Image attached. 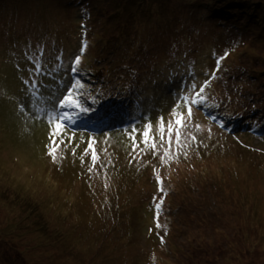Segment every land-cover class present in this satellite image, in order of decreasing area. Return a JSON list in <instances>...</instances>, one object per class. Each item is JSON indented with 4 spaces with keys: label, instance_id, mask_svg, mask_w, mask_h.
I'll return each mask as SVG.
<instances>
[{
    "label": "rangeland",
    "instance_id": "1",
    "mask_svg": "<svg viewBox=\"0 0 264 264\" xmlns=\"http://www.w3.org/2000/svg\"><path fill=\"white\" fill-rule=\"evenodd\" d=\"M258 1L0 0V264H264V84L250 70L264 69V42L248 69L231 40L259 29L233 15L240 3L256 19ZM195 45L192 66L163 65L169 49ZM152 61L156 81L140 88L154 101L125 127L149 113L158 147L142 143L145 129L128 132L130 163V137L93 127L110 128L119 103L143 111L139 91L117 98ZM205 81L206 103L177 128L178 96ZM61 112L70 119L49 120ZM169 121L180 147L168 145Z\"/></svg>",
    "mask_w": 264,
    "mask_h": 264
},
{
    "label": "snow or ice",
    "instance_id": "2",
    "mask_svg": "<svg viewBox=\"0 0 264 264\" xmlns=\"http://www.w3.org/2000/svg\"><path fill=\"white\" fill-rule=\"evenodd\" d=\"M76 63H79V56L76 57ZM74 70V69H73ZM212 77H209V79H211ZM208 81H205L199 88V91L196 90V84L193 82L192 84L189 85V89L191 92V95H183V96H178V100H181L183 102L186 103L187 108V115L184 117L183 121L179 118L180 117V113L179 112H174L173 115L174 117H176L175 119V125L177 126V128H179L182 124L183 127L185 129H187L188 127V122L190 121L191 117H192V108L193 106H203L206 103V97H204L203 93H204V89L207 86ZM71 95V93L69 92L67 95L62 97V101L61 103L58 105L61 108H66L68 106H70V101L68 99V97ZM55 107V106H54ZM50 121H55V120H67L70 119L69 115L67 112H61L59 114V116H49L48 117ZM55 128L59 129L60 128V124L56 123L55 124ZM152 128L151 123H148L145 126V130L142 131L141 133H139L142 136V143L145 146H148L151 148L153 154H156V149L158 147L157 143L153 140L150 143V132L149 130ZM173 129V123L172 121H169L168 126H167V134H168V145L169 147L172 145L173 142L176 143L177 147H180V141H181V132L180 131H175L173 133L172 131ZM137 130L133 129V133H135ZM160 132L163 133L164 132V127H163V122L161 121V127H160ZM52 135H55V132L52 133ZM185 135V139L188 141H194L195 137L189 135L187 132L184 133ZM173 136H175V141H173ZM130 138L132 139V153H130L131 155V160L130 163L136 159V156L138 155L137 153V149L139 147L138 142L135 139V135H131ZM71 139V137H69V140ZM160 145L163 146L165 143V137L162 134L160 136V141H159ZM89 148H91V144L88 145ZM87 151V150H86ZM141 152H143V149L140 150ZM165 155H168V152L164 153ZM97 159H98V155L97 153L93 150L90 154V162L92 166H95V164L97 163ZM89 171H92V168H89ZM156 208L157 210H159L160 208V204L157 203L156 204Z\"/></svg>",
    "mask_w": 264,
    "mask_h": 264
},
{
    "label": "trees",
    "instance_id": "3",
    "mask_svg": "<svg viewBox=\"0 0 264 264\" xmlns=\"http://www.w3.org/2000/svg\"><path fill=\"white\" fill-rule=\"evenodd\" d=\"M223 1H225V0H223ZM258 2L261 4V12H260V14H262V15L261 16L255 15L256 19L253 18L251 15H249L247 13L246 9L244 8L245 5H243V4L238 3L236 5V7L234 8V10H233V15H239L241 13H246V15H245L246 20L250 21V18H251V21H253V26H255V25H259L260 26L259 29H255L254 27H249V28H247V31H244V32H241V33H238V32L235 31L236 32L235 33V38L231 39V40H234V41L237 39L236 40L237 41L236 44L239 43V44L245 45L246 49H245V51L243 53H241V55L239 57V61H241V63L243 64L244 68H248V69H250V67H249V61H250L249 60V55H250V52H251L250 50L255 51L256 53H259V48L262 46V43L264 42L263 41L264 40V0H259ZM216 16L217 17H221L222 15L216 14ZM224 19H227V17H224ZM108 22H110V20L106 21V23H108ZM237 29H241V28H237ZM135 31H137V30H135ZM260 60H261V65H262L263 57ZM250 70L252 72L251 73L252 76L261 77V82H260L259 86L263 85L264 84V69H257V68L254 67L253 70L252 69H250ZM133 84H134V82H133ZM257 88H254L255 89L254 92H253L254 95L258 94L257 93ZM22 123L23 122H21V124ZM24 128H30V126L26 125ZM47 141L48 140L45 141L44 145H46ZM212 180H210V182ZM209 185H210V183L208 181H206L205 183H203V185H201V187L203 188V190H205L207 192L208 191L207 188H208ZM117 221H119V220H117ZM120 221H121V219H120ZM135 251H136V253H142V251H140V249H137Z\"/></svg>",
    "mask_w": 264,
    "mask_h": 264
},
{
    "label": "bare ground",
    "instance_id": "4",
    "mask_svg": "<svg viewBox=\"0 0 264 264\" xmlns=\"http://www.w3.org/2000/svg\"><path fill=\"white\" fill-rule=\"evenodd\" d=\"M208 40H209V37L203 36V38H202V45L203 46L200 45L202 47V49L204 48V45H207ZM188 47L190 48L189 52L185 48H181V47L169 49L168 50V58L165 62H163V65H167V66H169V68H171V66H172L175 71L183 70V68L185 66H192V64L195 61L196 62L198 61L197 58L195 57V54H196V50L198 49L199 46L195 45L194 47H192V46H188ZM151 58L154 59L153 54H152ZM158 60L160 61V58ZM158 63H160V62H157V64ZM156 68H157L156 63L153 61L150 64L143 66L142 69H141V67H139L137 69V71L135 72V78H134L135 84L133 87H137V86L139 87L143 83H145L147 80H150L151 77L154 78L155 75L157 74ZM168 71H169V69L166 70V73ZM153 80L156 81V78H154ZM146 89H147L146 86L142 87V90H146ZM119 97L120 98H117L118 101L123 99L122 96H119ZM119 106H123V104H120ZM121 117L123 118V116H121ZM120 121H121V119H120ZM103 128H105V126H103Z\"/></svg>",
    "mask_w": 264,
    "mask_h": 264
}]
</instances>
